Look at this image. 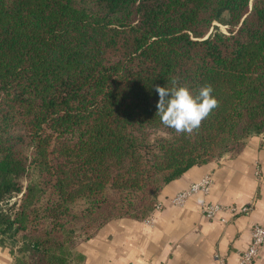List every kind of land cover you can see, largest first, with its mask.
I'll use <instances>...</instances> for the list:
<instances>
[{
  "label": "trees",
  "instance_id": "16d2710c",
  "mask_svg": "<svg viewBox=\"0 0 264 264\" xmlns=\"http://www.w3.org/2000/svg\"><path fill=\"white\" fill-rule=\"evenodd\" d=\"M173 77L217 100L191 132L156 115L155 85ZM261 133L264 0H0V243L12 264H83L77 238L145 217L167 182Z\"/></svg>",
  "mask_w": 264,
  "mask_h": 264
},
{
  "label": "crops",
  "instance_id": "0c3cea01",
  "mask_svg": "<svg viewBox=\"0 0 264 264\" xmlns=\"http://www.w3.org/2000/svg\"><path fill=\"white\" fill-rule=\"evenodd\" d=\"M209 173L207 193H195L182 205L170 202ZM205 202L249 209L211 219L201 212ZM156 203L145 217L113 218L90 237L77 238L74 250L83 264H236L251 226L264 223V133L249 135L236 153L189 167L161 188ZM12 263L10 249L0 243V264ZM254 264H264V241Z\"/></svg>",
  "mask_w": 264,
  "mask_h": 264
},
{
  "label": "clouds",
  "instance_id": "9594fccd",
  "mask_svg": "<svg viewBox=\"0 0 264 264\" xmlns=\"http://www.w3.org/2000/svg\"><path fill=\"white\" fill-rule=\"evenodd\" d=\"M156 115L162 125L177 132H191L217 105L210 84H203L195 92L187 84L173 77L170 85H155Z\"/></svg>",
  "mask_w": 264,
  "mask_h": 264
},
{
  "label": "built area",
  "instance_id": "2783aa9c",
  "mask_svg": "<svg viewBox=\"0 0 264 264\" xmlns=\"http://www.w3.org/2000/svg\"><path fill=\"white\" fill-rule=\"evenodd\" d=\"M211 174H205L197 181L192 182L188 187L181 189L170 197V202L176 205H182L186 199L195 193H207L212 184ZM3 205V204H2ZM156 203L154 207H157ZM249 209L247 205L237 209L236 207L224 205L221 203L205 202L201 206V212L207 218H215L218 214L229 212L232 215L237 212H245ZM221 222H226L224 216L219 218ZM146 223L150 219L145 220ZM264 241V223H255L250 228V236L247 246L238 252L236 264H254L259 255L261 245Z\"/></svg>",
  "mask_w": 264,
  "mask_h": 264
},
{
  "label": "rangeland",
  "instance_id": "374dc122",
  "mask_svg": "<svg viewBox=\"0 0 264 264\" xmlns=\"http://www.w3.org/2000/svg\"><path fill=\"white\" fill-rule=\"evenodd\" d=\"M215 31H220V32H226V26L222 24L221 22L218 21H213V26L210 27L209 32H215ZM26 184V180L23 179L22 185L24 186ZM21 194H14L11 195L10 197H6L3 201L2 208L6 209L7 207H10V210L14 211L16 209L19 198Z\"/></svg>",
  "mask_w": 264,
  "mask_h": 264
}]
</instances>
